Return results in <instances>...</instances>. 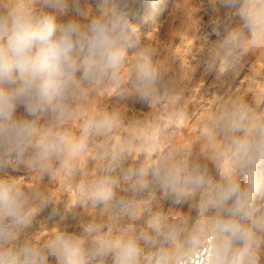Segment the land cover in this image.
I'll use <instances>...</instances> for the list:
<instances>
[{
    "label": "clouds",
    "instance_id": "obj_1",
    "mask_svg": "<svg viewBox=\"0 0 264 264\" xmlns=\"http://www.w3.org/2000/svg\"><path fill=\"white\" fill-rule=\"evenodd\" d=\"M137 3L160 0H0V168L39 179L0 177V264H264V115L233 97L199 122L202 139L222 145L214 158L173 148L189 117L185 94L136 34ZM211 4L201 39H216L199 68L226 81L264 41V0ZM102 89L151 111L89 112ZM61 175L76 204L64 202L60 227L39 239L31 230L57 203L50 186ZM181 200L184 213L164 207ZM70 216L77 231L65 226Z\"/></svg>",
    "mask_w": 264,
    "mask_h": 264
},
{
    "label": "rangeland",
    "instance_id": "obj_2",
    "mask_svg": "<svg viewBox=\"0 0 264 264\" xmlns=\"http://www.w3.org/2000/svg\"><path fill=\"white\" fill-rule=\"evenodd\" d=\"M135 7L137 11L131 23L136 29V34L145 40L149 48L157 49L154 59L167 64L174 71L185 94L184 106L189 117L174 132L172 147L187 145L202 156L214 158L222 145L220 142L213 143L209 139H202L199 122L217 104L240 97L254 103L261 115H264V41L250 47L241 70L235 77L219 81L213 74H205L199 68L198 62L216 39L214 34L209 35L207 40L201 39L202 33L211 32V0H160L156 8L147 3H137ZM56 15L58 21L69 18ZM85 107L89 112H95L100 107L109 110L117 108L129 119H142L151 111L148 105L139 102L135 97L121 98L114 95V90L105 89L99 91L95 97L90 96ZM80 123H73L74 133H78ZM161 147L166 149L168 145L162 144ZM82 166L94 170V165L89 161H84ZM4 176L19 178L29 187L39 184L38 177H31L23 168L15 169L10 165L0 168V177ZM63 179L62 175L59 176L56 183L50 186L57 203L49 204L38 215L31 230L34 237L49 238L50 234L60 227L56 224L63 213L64 202L69 205L76 204L75 191L63 189ZM42 183L47 184L48 177H44ZM164 207L170 208L172 214L176 215L186 212L188 203L183 200L178 203L165 202ZM82 214L94 218L96 210L84 208ZM65 226L70 232L77 231V218L70 216L65 221Z\"/></svg>",
    "mask_w": 264,
    "mask_h": 264
},
{
    "label": "bare ground",
    "instance_id": "obj_3",
    "mask_svg": "<svg viewBox=\"0 0 264 264\" xmlns=\"http://www.w3.org/2000/svg\"><path fill=\"white\" fill-rule=\"evenodd\" d=\"M179 43V42H178Z\"/></svg>",
    "mask_w": 264,
    "mask_h": 264
}]
</instances>
